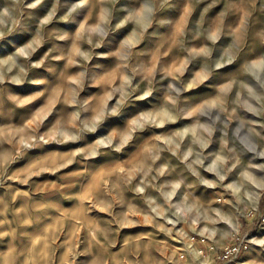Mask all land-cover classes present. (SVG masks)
Returning a JSON list of instances; mask_svg holds the SVG:
<instances>
[{
	"label": "rangeland",
	"instance_id": "1",
	"mask_svg": "<svg viewBox=\"0 0 264 264\" xmlns=\"http://www.w3.org/2000/svg\"><path fill=\"white\" fill-rule=\"evenodd\" d=\"M263 61L264 0H0V264H264Z\"/></svg>",
	"mask_w": 264,
	"mask_h": 264
},
{
	"label": "bare ground",
	"instance_id": "2",
	"mask_svg": "<svg viewBox=\"0 0 264 264\" xmlns=\"http://www.w3.org/2000/svg\"><path fill=\"white\" fill-rule=\"evenodd\" d=\"M150 6L151 5H149L148 7L150 8ZM139 19L141 20L142 18H139ZM144 19H145L146 22H148V18L147 17L144 18ZM262 64L264 65V61H263ZM251 172H252V174L255 177H260V179L257 178L258 179L257 182H256L257 187H255L254 192H253V194L255 195V198L258 199L259 196H260V191L264 187V167H261V166L260 167H257V166L253 167ZM254 176H252V177H254Z\"/></svg>",
	"mask_w": 264,
	"mask_h": 264
},
{
	"label": "built area",
	"instance_id": "3",
	"mask_svg": "<svg viewBox=\"0 0 264 264\" xmlns=\"http://www.w3.org/2000/svg\"><path fill=\"white\" fill-rule=\"evenodd\" d=\"M240 254V249L237 247H233V248H227L225 251V255L224 258H234L237 259V257Z\"/></svg>",
	"mask_w": 264,
	"mask_h": 264
}]
</instances>
